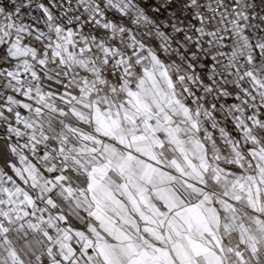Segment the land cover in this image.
Returning a JSON list of instances; mask_svg holds the SVG:
<instances>
[{
    "label": "snow or ice",
    "instance_id": "obj_1",
    "mask_svg": "<svg viewBox=\"0 0 264 264\" xmlns=\"http://www.w3.org/2000/svg\"><path fill=\"white\" fill-rule=\"evenodd\" d=\"M0 264H264V0H0Z\"/></svg>",
    "mask_w": 264,
    "mask_h": 264
}]
</instances>
